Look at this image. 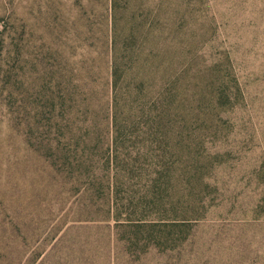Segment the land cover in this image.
Here are the masks:
<instances>
[{
	"label": "trees",
	"instance_id": "trees-1",
	"mask_svg": "<svg viewBox=\"0 0 264 264\" xmlns=\"http://www.w3.org/2000/svg\"><path fill=\"white\" fill-rule=\"evenodd\" d=\"M71 1L54 2V62L6 121L0 264H264V173L210 203L174 181L166 159L184 136L161 171L148 150L147 177L128 150L141 129L169 146L199 98L234 94L220 61L197 68L209 37L193 0Z\"/></svg>",
	"mask_w": 264,
	"mask_h": 264
},
{
	"label": "rangeland",
	"instance_id": "rangeland-1",
	"mask_svg": "<svg viewBox=\"0 0 264 264\" xmlns=\"http://www.w3.org/2000/svg\"><path fill=\"white\" fill-rule=\"evenodd\" d=\"M56 1L0 0L1 177H7L6 167L12 163L7 158L13 141L9 142L6 121L20 110L27 86L37 89L43 71L54 62L50 48H55V40L45 19L56 16L51 14ZM61 1L65 9L72 7L71 0ZM188 3L202 33L209 37L197 53L201 56L197 68H215L220 61L216 70L230 79L234 94L230 101L223 99L218 105L199 98L190 108L186 127L169 146L153 147L141 129L128 136V150L147 177L154 169L150 165L157 163L148 150L159 155L161 171V154L173 151L172 146L184 136V146H177L176 154L166 159L172 164L174 181L188 182L194 192L213 199L210 203H222L247 187L252 177L264 173V0ZM226 57L229 63L224 62ZM212 89L213 84L208 97ZM163 179L167 180L166 171ZM262 192L263 184L257 193Z\"/></svg>",
	"mask_w": 264,
	"mask_h": 264
}]
</instances>
